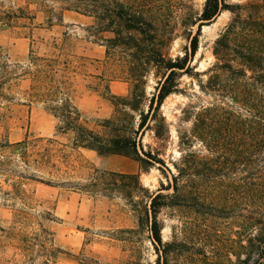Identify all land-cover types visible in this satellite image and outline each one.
<instances>
[{
	"label": "trees",
	"instance_id": "obj_1",
	"mask_svg": "<svg viewBox=\"0 0 264 264\" xmlns=\"http://www.w3.org/2000/svg\"><path fill=\"white\" fill-rule=\"evenodd\" d=\"M56 1L65 5L57 13L49 8L48 25L54 20L62 22L66 10L89 16L93 23L86 29L94 39L106 42L108 59L115 61L119 52L125 54L121 72L131 90L124 107L137 117L116 110L99 124L101 130L86 125L70 94L68 72H74L77 56L62 47L68 39L65 33L62 43L52 42L58 53L39 56L30 51L24 71L30 79L27 95L57 118L56 134L68 135L72 148L132 157L143 170L156 167L165 182L159 180V186L150 190L140 183L138 174L120 173L116 174L120 183L106 184L95 172L87 183L73 181L63 151L66 144L54 137L26 135L0 145V174L11 186L6 195L27 205L29 195L22 186L28 179L86 192L123 191L141 198L135 200L133 210L139 227L149 233L156 253L154 264H195L194 254L201 256L203 264H264V0H204L195 20L199 22L196 33L189 37L183 54L173 58L165 51L171 36L163 11L157 17L146 0ZM223 11L230 18L213 41L215 61L201 72L193 71L190 63L198 48L201 23ZM34 18L26 8L0 6V27L15 26L20 19L32 23ZM153 69L160 79L143 109L147 75ZM118 73L111 69L109 77H118ZM183 74L194 77L199 90L211 100L182 110L192 126L177 131L178 156L169 159L168 165L162 148L170 137V124L160 106L168 95L180 91ZM145 131L152 133L154 146L142 143ZM16 162L25 169L46 172L49 178L15 174ZM164 209L170 210L177 223L170 241H163L161 235L159 214ZM35 245L24 242L26 255L21 264H33V252L39 253L40 264H55L58 249L48 239L38 248Z\"/></svg>",
	"mask_w": 264,
	"mask_h": 264
},
{
	"label": "rangeland",
	"instance_id": "obj_2",
	"mask_svg": "<svg viewBox=\"0 0 264 264\" xmlns=\"http://www.w3.org/2000/svg\"><path fill=\"white\" fill-rule=\"evenodd\" d=\"M146 1L157 17L163 11L166 30L171 36L165 49L168 56H181L189 45V37L197 31L199 22L195 20L204 0ZM245 1L228 0L229 3ZM62 5L65 4L56 0H0L1 7L26 8L35 16L32 23L28 19H20L15 26L0 27V145L20 141L26 135L54 137L66 144L63 151L68 156L71 180L87 183L90 174L95 172L106 184L112 181L120 183L116 174H138L144 187L156 189L159 180L165 182L156 167L143 170L138 161L129 156L101 155L87 148H72L68 135L56 134L57 118L43 103L27 95L30 79L24 71L29 65L30 51L39 56L58 53L52 42L62 43L65 33L68 39L62 47L77 56L73 59L74 72H68L70 94L86 125L101 130L99 124L111 118L116 110L137 117L136 113L124 107L131 90L126 74L121 72L125 70V54L119 52L115 61L108 59L106 42L94 39L86 29L93 23L89 16L66 10L62 22L54 20L52 25H48L49 8L57 13ZM229 18L230 13L223 11L210 21L201 23L198 48L190 63L193 71L201 72L213 64V41ZM104 36L109 38L111 33ZM111 69L119 71L118 77H109ZM159 79L160 74L155 69L150 70L140 108L146 109ZM179 88V92L168 95L160 106L170 124V137L162 148L168 165L169 159L178 156L177 131L188 130L192 126V120H186L188 118L184 117L182 110L188 105L197 108L211 100L199 90L192 76L183 74ZM124 124L129 126L127 121ZM153 142L152 133L145 131L142 143L154 146ZM198 143L194 142V145L202 148ZM16 164L15 174L49 178L46 172L32 167L25 169L19 162ZM63 164L60 165L65 168ZM52 179L58 180L56 177ZM9 182L0 174V264H21L26 255L22 249L24 242L37 244L35 248H38V244L46 239L58 249L55 264H154L156 253L149 233L145 227H139L133 210L135 200H141L139 196L130 197L115 189L86 192L28 179L22 186L29 195L28 204L23 205L19 199L11 200L6 195L11 190ZM142 192L139 190L140 194ZM18 211L21 213L19 216L16 215ZM159 219L163 221L162 240L170 241L176 218L170 210L164 209ZM33 254V264H40L39 253ZM199 256L194 254L192 262L203 264Z\"/></svg>",
	"mask_w": 264,
	"mask_h": 264
}]
</instances>
